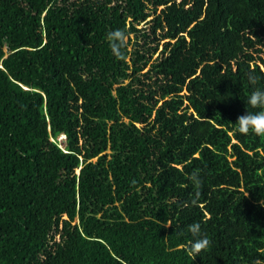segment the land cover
I'll use <instances>...</instances> for the list:
<instances>
[{"label":"trees","instance_id":"1","mask_svg":"<svg viewBox=\"0 0 264 264\" xmlns=\"http://www.w3.org/2000/svg\"><path fill=\"white\" fill-rule=\"evenodd\" d=\"M256 87L264 0H0V264H264Z\"/></svg>","mask_w":264,"mask_h":264},{"label":"clouds","instance_id":"2","mask_svg":"<svg viewBox=\"0 0 264 264\" xmlns=\"http://www.w3.org/2000/svg\"><path fill=\"white\" fill-rule=\"evenodd\" d=\"M108 39L110 43L119 40V44H122L124 33L120 30H114L108 33ZM244 102L249 107H245V111L236 118V122L239 125L238 130L243 133L251 132L257 136L264 135V87L253 88ZM250 108L256 110H249ZM61 136L65 137V135ZM189 178L194 185L201 183V177L197 171H193ZM196 195L198 196L199 193L197 192ZM188 230L194 237H197L194 241L196 249L201 248L203 243L207 242L200 230V224L198 222H193L188 225Z\"/></svg>","mask_w":264,"mask_h":264},{"label":"rangeland","instance_id":"3","mask_svg":"<svg viewBox=\"0 0 264 264\" xmlns=\"http://www.w3.org/2000/svg\"><path fill=\"white\" fill-rule=\"evenodd\" d=\"M59 140H60V142H61V143L63 144V146H64L65 137L60 136V137H59Z\"/></svg>","mask_w":264,"mask_h":264}]
</instances>
